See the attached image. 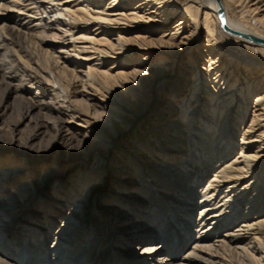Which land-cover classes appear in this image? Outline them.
<instances>
[{
	"label": "bare ground",
	"instance_id": "bare-ground-1",
	"mask_svg": "<svg viewBox=\"0 0 264 264\" xmlns=\"http://www.w3.org/2000/svg\"><path fill=\"white\" fill-rule=\"evenodd\" d=\"M0 90V140L56 150L38 179L0 157V264H97L91 236L74 248L103 186L111 264H264V0H0ZM63 150L80 155L55 174Z\"/></svg>",
	"mask_w": 264,
	"mask_h": 264
},
{
	"label": "rangeland",
	"instance_id": "rangeland-1",
	"mask_svg": "<svg viewBox=\"0 0 264 264\" xmlns=\"http://www.w3.org/2000/svg\"><path fill=\"white\" fill-rule=\"evenodd\" d=\"M228 49L231 52L230 56H236V49L231 44L228 45ZM244 49H247V48L244 47ZM66 58L71 60L73 63H76V65L81 64L80 60L78 58H76V57L66 56ZM249 61L253 62L254 59L251 58V59H249ZM183 62H184V60L182 61V63ZM81 70L82 71H86L85 66L82 65ZM83 75L84 74L82 73L81 76H83ZM84 77H86V76L84 75ZM185 93H186V91H185ZM0 98H1V90H0ZM7 105L9 106V105H11V103L7 102ZM81 109H82V111H85V106L82 107ZM152 112H153V108H151L150 112L146 115L145 119H148L151 116ZM5 119H6V121L3 122L4 124H8V123H10L12 121H15L17 119V112L14 111L13 113L7 114L5 116ZM25 130H26L25 128H22L21 132H24ZM26 136H27L26 134H23V136L21 138H25ZM48 142H49L48 136H44V137H41L40 139L36 140L33 143V148L32 149L31 148L24 149L23 147H19L17 145H15L13 147L11 146V148H8L9 146H8L7 142L4 141V140H0V157L2 156L3 158L4 157L6 158V157L12 155L11 157L17 158L20 161L21 160H26L29 163V165L31 166L32 170L34 171L33 172L34 175H35L34 178L38 179L39 176L43 172L45 173L50 168L54 167V163H52V162L54 161V158H55V155H56V150L51 151L50 154L45 155V156H40L39 155V153L42 151L43 147L46 146ZM122 142L123 141H121V140L118 141L119 144H122ZM78 154L80 155V153L79 152L77 153L76 150H73V151L71 150L69 153H67L66 150H63L60 153V155H59L58 166H56V168L53 169V173H55V174L64 173L69 167L72 166V164L74 162V157L77 156ZM205 166L206 165L202 166V168L204 169ZM39 168H40V170H43V171H39ZM200 168H201V166L195 165L194 168L192 167L193 170L186 169V172L189 171L190 174L192 173L193 180H196L197 177L200 176V172L203 171V169L200 170ZM213 169H214L213 167L210 168V169H208V168L204 169V170L208 171V172H206V174L202 178L204 181H208L209 179H211V173H212ZM44 170H46V171H44ZM194 171H195V173H194ZM202 179H201V182L199 183L200 187L199 188L196 187V191L197 192H201L200 190H202L201 189V185H202V181H203ZM182 184L180 183V185H182ZM49 187L50 186H48V188ZM197 188H198V190H197ZM102 189H103V191H102ZM102 189L100 188V190H98L96 192V194L94 195V201L96 200V196L97 195H99L100 193H105L107 191L105 189V186H103ZM46 191L47 190H44V192H42V193H45ZM94 201L91 202V206H89L90 208H92L90 217L86 220V222L84 224V227H85L86 230H84L85 232L83 231L81 233L80 237H78L79 240H77V242L75 244L74 252L75 251L76 252L79 251L80 248L83 247L84 242L91 236L92 237L91 241H93V242L90 244L91 245L90 246V250L91 251H90V255H89L90 257L87 256L88 260L89 261L91 260L92 263H97V264H100V263L101 264H111L116 259V256L119 253L117 248L115 249V247H114V240H115V237H116L115 233H114V224H113L114 222H113V220L111 219L110 216L99 214L98 211L95 210ZM155 204H157V205H155ZM245 204H247V201L245 202ZM150 207H155L153 209L157 210L159 212V214L163 212V214H162L163 217L160 218L161 221L159 220L160 224L161 223L163 224L162 228L160 227V229H164L165 228V230L168 231V234L171 233V239H172L171 243L174 244L173 240H175V238H178L179 236L181 237V232L183 230V227L180 228V229L178 228L177 229L178 231L174 232L173 231L174 228H172V224L170 223L171 219H169L168 221L165 222V219L167 218V216H165L164 213L169 212V210L172 211V209L167 210V208H165V207L163 208V205H162L161 202H159V201L157 202V200H153L152 198H147L146 210H149ZM25 208L26 207H23L20 210H17L18 215H19V213L24 212ZM28 208H31V206L29 205ZM160 208H162L163 211ZM244 209H245V206L240 207V209L238 211L239 215L242 216V215L245 214V210ZM65 212H67L66 209H64V211L60 215H56L57 216L56 220L52 221L53 226H52V229L50 230V232L48 233V236L46 235L47 232L44 230V229H46V226L44 228L41 227L40 230L38 229L36 231L37 233L40 232V233L44 234V236L45 235L47 236V237L45 236L46 237V239H45L46 243L44 244V248H45L46 251H48L49 248H50V245H51V242H52V236L54 234L55 229L57 227H59L58 226L59 223L57 221L61 217H64V213ZM3 213L4 212H2V214ZM173 215H174V213H170V217H173ZM50 216L53 217V218L55 217L54 214H51ZM196 218H197V215L195 213L191 214V218H190L191 221H189V225L190 226H191V224H193V220H195ZM43 220H45V218ZM183 223H184V226H185V224H186L185 220H183ZM168 227H169V229H168ZM92 229H93V231H92ZM21 235L23 236V234H21ZM174 236H176V237H174ZM160 240H161V235L158 232L155 235V237H154V242L153 243L154 244H158V243H160ZM2 243H3V241L0 239V247L3 245ZM21 243L22 242L20 241V244H18V245H21ZM189 244L185 245L186 247L185 246L184 247H180L181 249H180V252H179L178 256H182L184 254V252L187 251V248L189 247ZM172 246H173L172 249L174 250V245H172ZM140 247H141V245L139 246V248ZM173 250H172V252H174ZM31 251L35 252L34 249H32ZM12 255H13V253L10 254V258L9 259H11ZM128 260H131V259H128ZM30 261H32L31 258H30ZM29 264H31V263H29ZM75 264H77V263H75Z\"/></svg>",
	"mask_w": 264,
	"mask_h": 264
},
{
	"label": "water",
	"instance_id": "water-1",
	"mask_svg": "<svg viewBox=\"0 0 264 264\" xmlns=\"http://www.w3.org/2000/svg\"><path fill=\"white\" fill-rule=\"evenodd\" d=\"M224 26V25H223ZM224 28H225V30H227V31H229L228 29H226V27L224 26ZM229 33L231 34V35H236V36H239L238 34H236V33H234V32H231V31H229Z\"/></svg>",
	"mask_w": 264,
	"mask_h": 264
}]
</instances>
